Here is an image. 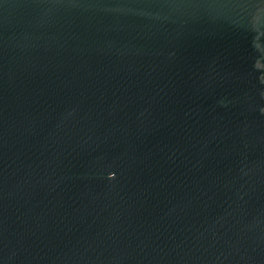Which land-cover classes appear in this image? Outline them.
Masks as SVG:
<instances>
[{
  "label": "water",
  "instance_id": "1",
  "mask_svg": "<svg viewBox=\"0 0 264 264\" xmlns=\"http://www.w3.org/2000/svg\"><path fill=\"white\" fill-rule=\"evenodd\" d=\"M0 264H264V0H0Z\"/></svg>",
  "mask_w": 264,
  "mask_h": 264
}]
</instances>
